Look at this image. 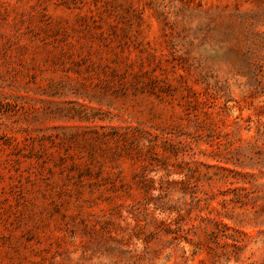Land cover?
I'll return each instance as SVG.
<instances>
[{
	"label": "rangeland",
	"instance_id": "rangeland-1",
	"mask_svg": "<svg viewBox=\"0 0 264 264\" xmlns=\"http://www.w3.org/2000/svg\"><path fill=\"white\" fill-rule=\"evenodd\" d=\"M0 264H264V0H0Z\"/></svg>",
	"mask_w": 264,
	"mask_h": 264
}]
</instances>
